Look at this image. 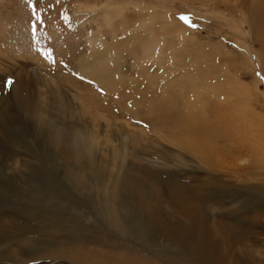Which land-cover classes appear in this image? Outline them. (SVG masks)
<instances>
[{
	"label": "rangeland",
	"instance_id": "obj_1",
	"mask_svg": "<svg viewBox=\"0 0 264 264\" xmlns=\"http://www.w3.org/2000/svg\"><path fill=\"white\" fill-rule=\"evenodd\" d=\"M0 264H264V0H0Z\"/></svg>",
	"mask_w": 264,
	"mask_h": 264
},
{
	"label": "bare ground",
	"instance_id": "obj_2",
	"mask_svg": "<svg viewBox=\"0 0 264 264\" xmlns=\"http://www.w3.org/2000/svg\"><path fill=\"white\" fill-rule=\"evenodd\" d=\"M117 12L118 13H120V11L119 10H117L116 11V13L115 14H117ZM122 12V11H121ZM113 13V12H112ZM106 18H107V20H108V23L110 22V19H111V15H108V14H106ZM142 26H144V24L143 25H139V27H142ZM147 30V27L146 26H144V32ZM143 31V30H142ZM139 32V31H138ZM181 32V31H180ZM181 34V33H180ZM137 36H139V35H137ZM90 38V37H89ZM91 38L92 39H94V41L98 44V43H101V45H103V47L101 48H97V50H98V52H99V54L101 55V58H102V56H103V59L104 58H109L111 61H115V60H117V58H116V56H115V54H114V52L107 46V45H109V44H105V43H107L106 41H104L102 38H101V36H100V34L99 33H97V35H95V34H93L92 36H91ZM136 38V37H135ZM151 42H156V40H153V41H151ZM116 44V43H115ZM162 44V43H161ZM115 46V45H114ZM152 46V48L151 49H156V53H155V55H154V58H155V61L158 63L159 62V54H160V52L161 51H159V48H160V45L156 42V43H154V44H152L151 45ZM116 47V46H115ZM146 47V46H145ZM144 48V47H143ZM143 51H144V58L146 57V56H148L149 55V48L148 47H146V48H144L143 49ZM151 51H153V50H151ZM153 54H154V51H153ZM89 55H92V52L89 54ZM142 57V58H143ZM107 58V59H108ZM102 59V60H103ZM96 62H95V64H98V63H100L99 61V59H94ZM116 62V61H115ZM143 62V60L140 58L139 59V61H138V63H137V65H140L141 63ZM94 64V65H95ZM84 65V69L83 68H80V70H81V72L84 74V75H86V76H89V77H91L92 79H94L95 81L96 80H98L99 78H98V76L96 75L97 73H95L94 72V70H93V67L89 64V60L85 63V62H82L81 63V65H80V67L81 66H83ZM108 66V65H107ZM114 66H115V68H116V64H114ZM113 66V67H114ZM100 67V66H99ZM102 67H104V66H102ZM101 68V67H100ZM115 68H111L112 70H115ZM262 68V67H261ZM100 70V69H99ZM98 70V71H99ZM104 71H105V68H104ZM114 72V71H113ZM115 73V72H114ZM115 75V74H114ZM102 76V75H101ZM112 77V76H111ZM112 79H114V78H112ZM108 80V79H107ZM99 83V82H98ZM239 85V84H238ZM195 86V88L193 89V90H196L197 88H196V85H194ZM219 91L217 88H214V87H211L210 86V92L212 93V94H214V93H216L217 91ZM224 90V89H223ZM249 89L247 88V87H245V88H242V90L240 91V93H239V95H241V97L243 98L244 96H246L247 95V93L249 92L248 91ZM185 94V93H184ZM251 94V93H250ZM189 97V96H188ZM240 97V99H242ZM247 98V97H246ZM246 98H243V99H246ZM190 99H193L194 100V103L196 104V106L194 105V104H192V105H188L187 104V106L188 107H186V109H185V112L187 113V115H185L186 116V119H192L193 120V122L194 123H196V122H199V121H196V120H198L197 118H195V117H197V116H194V114H193V112H196L199 108L200 109H202V105H200L201 104V101H200V99H199V104H197V97L195 96V94H193L191 97H190ZM237 99H238V97H237ZM248 99V98H247ZM189 101V100H188ZM240 101H242V100H240ZM239 102V101H238ZM187 103V102H186ZM190 104V103H189ZM235 104H237V103H235ZM238 105H240V104H238ZM250 105V104H249ZM251 107V106H250ZM234 109H236L237 110V108L236 107H234ZM235 113H233L234 114V116L235 117H237V116H245L247 113H245V115H244V113L243 112H245V110H243V112H242V114H241V111H240V113L238 112V111H234ZM247 112V111H246ZM249 113V112H248ZM255 111H253V112H251V115H250V118H251V116H252V118L251 119H244V125H247V126H249V127H253L254 125H258V124H255L256 122H257V119H256V116H255ZM192 117V118H191ZM237 118H239V117H237ZM241 118V117H240ZM239 118V119H240ZM258 118V117H257ZM194 119H196V120H194ZM241 119H243V118H241ZM252 119H253V121H252ZM247 120V121H246ZM196 121V122H195ZM258 122H260V121H258ZM243 126H241V128H242ZM256 128H258L257 126H256ZM255 129V128H254ZM257 130H259V129H257ZM262 131V130H261ZM186 133V132H185ZM179 134V133H178ZM256 134V133H255ZM257 134H259V133H257ZM181 135V134H180ZM184 135H186V134H184ZM185 137V136H184ZM192 140V139H191ZM182 144V143H181ZM191 144V143H190ZM192 149V148H191ZM193 150V149H192ZM250 151L253 153V157H256V159H257V155L259 156L261 153L259 152V150H258V148H257V146H251V148H250ZM255 155V156H254Z\"/></svg>",
	"mask_w": 264,
	"mask_h": 264
}]
</instances>
